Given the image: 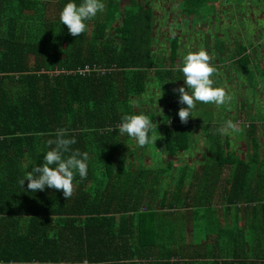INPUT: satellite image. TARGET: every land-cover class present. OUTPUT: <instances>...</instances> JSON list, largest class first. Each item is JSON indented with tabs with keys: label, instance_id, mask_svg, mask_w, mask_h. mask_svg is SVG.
I'll return each mask as SVG.
<instances>
[{
	"label": "trees",
	"instance_id": "trees-1",
	"mask_svg": "<svg viewBox=\"0 0 264 264\" xmlns=\"http://www.w3.org/2000/svg\"><path fill=\"white\" fill-rule=\"evenodd\" d=\"M184 1L182 11L190 17L215 11L206 4L201 9L199 0ZM65 2L0 0V264H181L197 257L236 264L250 257L240 252L231 260L232 251L220 256L210 248L205 254L200 246L207 242L196 230L205 229V236L215 230L216 217L205 218L225 165L239 177L227 183L231 192L238 190L229 206L256 202L264 193V159L257 156L261 125L248 114L249 127L243 125L239 137L248 134V150L256 149L242 157L232 140L218 133L225 119L216 118L213 103L197 102L187 122L178 116L185 106L178 98L156 110L155 94H173L170 84L183 80L177 65L182 40L172 38L171 55L159 56L152 45L149 0H129L124 6L121 0H104L105 10L78 36L59 23ZM228 33L214 50L208 33L205 47L196 50L205 49L214 65L217 55L225 57L220 62L229 59L223 51L229 43L234 59L228 69L237 72L239 64L240 75L253 81L257 73L264 85L257 48L249 50L240 38L233 44ZM140 112L149 116L158 136L143 147L116 130L122 115ZM213 122H220L216 133ZM59 128L76 137L73 148L89 153L88 176L74 179L68 199L53 188L26 190L27 179L19 184ZM199 141H207L203 163L210 167L201 173L184 157L193 155ZM256 173L255 191L251 179ZM256 205L255 212L264 208Z\"/></svg>",
	"mask_w": 264,
	"mask_h": 264
},
{
	"label": "rangeland",
	"instance_id": "rangeland-1",
	"mask_svg": "<svg viewBox=\"0 0 264 264\" xmlns=\"http://www.w3.org/2000/svg\"><path fill=\"white\" fill-rule=\"evenodd\" d=\"M158 3L153 6V12H154V18H153V24H152V36H153V28H154V35L155 39L152 41V45L156 52H158L162 56L163 53L169 54L170 49L172 47V42H170L168 39L169 36H165L163 34V31L165 30L167 32V29L165 27H169L170 24H174L173 22L175 20H180V12L177 11V6L179 2H182V0H157ZM208 0L206 3L205 1H202L201 4L202 7L206 4L207 8L209 10L214 9V13H211L213 18L211 16L208 17L209 20L212 21L210 24V27L207 31V33H210L212 37L214 36L215 32L220 28V24H222V19L225 20L227 27H229L228 32L233 33V36L239 37H245L243 39V42L246 44L251 45V48L249 50H253V48H257L256 52L258 55V62L259 64L264 67V41L258 42L254 37L248 38V35H251L253 31L256 29H260V24L258 23L260 18L263 16L264 12V5L261 3L264 2V0ZM124 3H128V0L123 1ZM153 4V3H152ZM230 5V7H229ZM225 8V9H224ZM229 8V12H227ZM221 9L222 11L219 13L217 10ZM239 14V15H238ZM244 15H246L247 21L244 19ZM234 16V17H233ZM233 17V18H232ZM233 21H232V20ZM162 21L161 26L159 27L158 22ZM220 23H219V22ZM155 22V23H154ZM205 22V21H204ZM261 24L264 23V19L260 21ZM155 24V27H154ZM118 25H121L119 23ZM164 27V28H163ZM162 33H161V31ZM177 34L180 35L181 39L183 41L180 44V49L178 53V61L177 65L180 66L182 63V57L188 52V51H194L196 48H198V45L196 42H194L191 38H187L186 40L184 37L181 36V30H177ZM264 31V30H263ZM189 37L194 38V34L189 35ZM205 39V37H203ZM256 41V42H255ZM196 46V47H195ZM228 64V61H224L219 63L216 66V63L214 64L216 71L212 74V79L214 81L213 86H219L223 87L226 91V94H228L231 98L226 101V103L222 105H216L213 103L214 109H215V116L216 118H223L225 120L222 121L219 132L221 133L223 137H229L232 140V146L237 147L239 150H241V156L245 157L247 154V149L249 147V141L246 138L245 134L242 138L239 137V131L233 132L231 129H229L227 132H222L220 129L222 127H226V122L231 121L238 129H240L243 125L245 126V129L249 127V123L247 120L248 114L251 115L253 118H255L261 126L259 127L257 134H258V154L260 157H264V85H262L258 81L257 73L253 77L255 80L251 81L246 74L238 75L235 71H229V69H224L225 65ZM252 67V63H251ZM238 68L241 69L243 67L239 66ZM256 79L258 83L256 84ZM252 84H251V83ZM171 87H174L175 89H178L181 86V83H177L176 85L170 84ZM160 95V97H158ZM179 93L178 91L173 92V94H167L162 95L161 93H156L155 98L153 100V104L156 108V110H162L165 109L168 105L171 103L176 102V98H178ZM158 97V99H157ZM150 100V98L148 99ZM227 106V108H226ZM235 109L236 113L229 114L231 110ZM234 111V110H233ZM228 112V113H227ZM239 115V119L236 121L230 120L232 117H235ZM212 116V114H211ZM226 116V117H225ZM219 123L213 122V133H216V128ZM199 136H203L200 133H196ZM206 142L199 141L196 144L197 150H192L193 155L189 153L187 156L185 154V160L188 164H192L196 166V171L198 173L203 172V160L205 159L206 155L208 154V150L206 148ZM195 148V149H196ZM164 156V155H163ZM164 161L168 159V157L163 158ZM150 158L148 157L147 161H149ZM148 165V163H147ZM176 166H178L176 164ZM229 169L225 168L223 170L222 175L228 176L229 175ZM223 181H221L222 183ZM218 186V185H217ZM230 186V185H229ZM224 186H220L218 189L221 190ZM229 192L231 191V188L228 187ZM219 192V191H218ZM216 193V191L214 192ZM216 197V195H215ZM241 200H243L241 198ZM212 219V218H211ZM235 222L234 220L230 221V225L226 226V229H231L230 232L224 233L223 240L229 239L233 243L234 238V229L240 228L242 226L241 221ZM205 221L208 222V218H205ZM221 220H217L216 224H220ZM197 233H199L200 237L207 242L205 245L207 247L203 248V253H207L209 251V248L211 250L212 254L218 255L216 252L215 247H213L211 240L216 243L219 241V235L218 238L215 237V234L209 233L205 236L204 230H196ZM189 238L191 239L192 236L189 234ZM228 252V251H227ZM189 255H197L194 252H187ZM226 253V251H225ZM232 255V254H230ZM212 256V255H211Z\"/></svg>",
	"mask_w": 264,
	"mask_h": 264
},
{
	"label": "clouds",
	"instance_id": "clouds-1",
	"mask_svg": "<svg viewBox=\"0 0 264 264\" xmlns=\"http://www.w3.org/2000/svg\"><path fill=\"white\" fill-rule=\"evenodd\" d=\"M105 7L104 0H79V3L77 0H66L59 13V23L66 25L71 35L78 36L86 30V22L102 13ZM210 59L209 53L203 48L188 51L182 57L179 71L182 73L183 85L174 89L179 93L178 101L185 105L178 109L181 122H187L192 116L191 110L197 102L222 105L231 98L223 87L213 86L211 77L216 68L210 63ZM153 127L149 116L143 112L126 113L121 116L116 130L121 137H129L136 146L143 147L156 141L158 136L153 134ZM229 129L233 132L239 131L231 121H227L226 127H222L220 131L227 132ZM76 143V137L69 135L66 129H57L54 138L47 141L50 147L42 152L40 161L28 168L30 170L27 169L26 175L20 177L19 184L23 186L27 179L26 190L35 193L46 187L53 188L62 190L66 199L70 198L74 179L77 176L80 179L86 178L89 169V153L73 148Z\"/></svg>",
	"mask_w": 264,
	"mask_h": 264
},
{
	"label": "crops",
	"instance_id": "crops-1",
	"mask_svg": "<svg viewBox=\"0 0 264 264\" xmlns=\"http://www.w3.org/2000/svg\"><path fill=\"white\" fill-rule=\"evenodd\" d=\"M123 1H125V0H121V4H123V6L129 4V0H128V3H124ZM173 1L175 2V0H173ZM149 2L153 6H155V4L158 3L157 0H149ZM198 2L196 1V3L201 4L200 0ZM182 3L184 4L185 1L182 0V2H179L178 6L176 8L177 11L180 12L179 19L180 18L181 19L175 20L173 22L174 24H170L169 27H165L167 29V32L164 30L163 34L165 36H169V38H170V39H168L169 41L172 38L173 39L174 38H181L180 35L177 34V32H178L177 30H181V36L184 37L185 40L187 38H191L194 41V38L189 37V35H191V34H194V37L200 36V39L198 41H194V42H196V45L201 44L198 46L199 47L203 46V48H204L205 47L204 44L206 45V43H205L206 39H203V37H206V35L208 34L207 31L210 27V24L212 23V21L209 20L208 17L211 16L213 18V16L209 15V16L204 17L199 13V14H195V16H193V17H190L189 15L184 14V11H182V5H183ZM229 7H230V5H229ZM188 8L194 9V8H196V6L195 7L191 6ZM202 8L203 7H201V9ZM217 11L220 13L222 10L218 9ZM227 12H229V8H228ZM243 17L246 21L248 20L246 18V15H244ZM189 19H191V20H189ZM263 19H264V12H263V16L259 20L261 21ZM213 20H214V18H213ZM260 21L258 22L261 26L260 29L257 30L256 26H255V31H253L251 33V35H248L247 37L251 38V39H252V37H254L256 40H258V42H263L264 41V31H263L264 30V23L261 24ZM161 23H162V21L158 22L159 27L161 26ZM154 27H155V24H154ZM228 30H229V27H227L225 20L222 19V24H220V28L217 30L218 33L215 32L214 36L212 37V42H213L212 44H214L213 50L215 49L216 43L222 41L224 38H227V36L225 35V32ZM154 33L155 32H154V28H153V40L155 39ZM161 33H162V31H161ZM228 34L230 35V32ZM231 34H232V38H233L232 39L233 44H235V42H236L235 40L238 41V38H240V40H243L245 38L242 36L235 38L233 36V33H231ZM181 40L183 41V39H181ZM230 47H232V46H230L228 43V46L226 48H223V51L226 50V52H227V55H226L227 58L226 59L229 58L227 60L228 64L230 63V59H234V58H231ZM194 51H196V49ZM226 52H224V53H226ZM166 55H171V49H170V53L166 54ZM222 59H225V57L221 56V55L216 56V59H214L216 66L219 63H221L220 60H222ZM228 64L225 65L224 69H228V67H229ZM263 69H264V67H263ZM239 70H241V69L238 68L237 74L240 76ZM229 71H235L236 72V70H233L232 68H229ZM175 83L176 84L177 83L183 84V80L180 78ZM230 114H232V113H230ZM233 119H234V117H232V119H230V120H233ZM217 123H220V122H217ZM255 149H256V147H254V145H253L250 150L247 149V154L250 155L251 153H253L255 151ZM257 152H258V150H257ZM247 154H246V156H249ZM240 155H241V153H240ZM257 156H259V154H257ZM254 157L255 156L250 157V158H254ZM260 158L264 159V157H260ZM207 168L210 169V167H204V163H203V171H205ZM225 168L229 169V171H230L229 175L228 176H223L222 174L218 175V181H217L218 186L215 189L216 193H214L213 199H211V201L214 205L211 207L212 210L209 212V214L207 216V218L210 220H211V218L214 219L215 217L217 220L218 219L221 220L220 224L219 223L216 224L215 230L211 232V233L215 234V237H217V238L219 235V239H218L219 241H217L216 243H214V241L211 240V242L213 244L212 246L215 247L216 252L220 256H221V254H225V251L226 252L229 250L232 251V253H231L232 255H230V256H232L230 258L231 260L239 259L237 256H240V255H236V253L248 252L251 255L250 257H247V259H243L240 261L236 260L235 261L236 264H264V236H263V238L260 239V237H261L260 234L262 233L264 235V208H262L261 206H258L259 211H257V212L254 211V208L257 207L256 204H264V193L259 194L260 198L256 202L255 201H251L249 203H247L246 201L245 202H236V203L229 206L228 202L230 200H234V198H238V196L236 194L238 192V190L235 189V191L229 192V190H227L228 189L227 183H228V181L237 182V181H239V177L237 178V176H238L237 174H230L231 169L229 166L225 165V167L222 170H224ZM214 170H215L214 168H211V171H214ZM234 171H235V168L233 169V173H234ZM237 171H238V169H237ZM215 173H212V174H215ZM222 173H223V171H222ZM258 177L259 176L256 173L251 179L252 183L254 184V187L256 186V182L258 181L257 180ZM221 181H223V182L221 183ZM242 181H243V179H242ZM220 186H224V187L221 188V190H219L218 188ZM256 190H258V188L255 187V191ZM263 192H264V190H263ZM215 195H216V197H215ZM243 200H246V199H243ZM247 200H250V199H247ZM205 202H209V201H205ZM240 218L242 219L240 221L242 226L240 228L234 229L235 232H234L233 243L229 239L223 240L222 238L224 236V233L231 231V229H226V226L230 225L231 220L238 222L240 220ZM257 226H258V228H257ZM204 232H205V229H204ZM244 234L246 236H242ZM238 239L240 240L239 243H238ZM243 239H245V242L246 241H248V242L243 243ZM203 248H204L203 246H200L201 251H203ZM256 254L263 255V258H258ZM243 256H245V255H243ZM214 259H216V258H213V257H211V258H208V257L187 258V259L182 260L180 263L181 264H216L217 262L220 261L219 259H217V260H214Z\"/></svg>",
	"mask_w": 264,
	"mask_h": 264
},
{
	"label": "built area",
	"instance_id": "built-area-1",
	"mask_svg": "<svg viewBox=\"0 0 264 264\" xmlns=\"http://www.w3.org/2000/svg\"><path fill=\"white\" fill-rule=\"evenodd\" d=\"M86 70H89V68H87Z\"/></svg>",
	"mask_w": 264,
	"mask_h": 264
}]
</instances>
